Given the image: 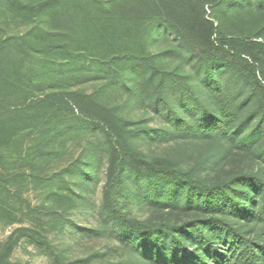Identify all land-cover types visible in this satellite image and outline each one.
Here are the masks:
<instances>
[{
  "label": "rangeland",
  "instance_id": "rangeland-1",
  "mask_svg": "<svg viewBox=\"0 0 264 264\" xmlns=\"http://www.w3.org/2000/svg\"><path fill=\"white\" fill-rule=\"evenodd\" d=\"M97 1L123 20L130 18L141 38L118 41L119 26L106 30L98 21L110 15L89 0H65L35 14L0 0V41H9L0 51V258L11 239L19 237L0 264H58V258L67 264H157L121 243L107 224L103 194L109 142L77 108L59 105L58 99L55 103L56 96H89L132 131L130 143L142 156L192 171L207 182L264 166V130L248 147L240 145L256 124V104L247 99L250 90L234 70L216 69L224 86L220 93L206 62L175 32L178 20L153 19L139 0ZM190 1L228 35L264 41V0H243V5L236 0ZM33 44L51 50L38 52L39 60L23 50ZM131 52L151 57L162 70L188 76L219 116L232 113L223 131L175 130L173 116L154 105L155 84L147 83V68L123 59ZM176 100H170L174 107ZM177 110L187 123L197 124L196 109ZM215 154L219 158L213 161ZM124 184L125 208L132 217L168 218L142 196L143 184L132 182L130 175ZM185 218L179 212L172 217Z\"/></svg>",
  "mask_w": 264,
  "mask_h": 264
},
{
  "label": "trees",
  "instance_id": "trees-1",
  "mask_svg": "<svg viewBox=\"0 0 264 264\" xmlns=\"http://www.w3.org/2000/svg\"><path fill=\"white\" fill-rule=\"evenodd\" d=\"M63 1L46 0L26 5L11 0V5L17 10L35 14L55 8ZM139 1L153 19H169V23L171 18L178 20L179 27L175 32L206 62L207 74L220 93H223L224 86L217 79L218 68L234 70L240 78L239 82L249 88L251 96L247 99L255 100L253 115L256 124L240 140V145L243 148L251 145L264 130V41L228 35L221 26L204 19L190 0ZM206 1L223 3V0ZM236 2L238 5L244 4L243 0ZM89 3L100 6L105 14L110 15L104 20L106 23L98 21L106 30L119 26L116 35L118 41L127 44L141 38L140 28L134 23L130 24V18L123 20L103 2L89 0ZM8 43V40L0 41V51ZM44 48L45 51L51 50V47ZM44 48H37L33 44L32 48L23 50L40 60L42 57L38 58L36 54L43 52ZM123 59H131L147 68V83L155 84L154 105L173 116L175 130L210 135L222 132L227 126L232 113L219 116L208 103L209 96L199 93L188 76L162 70L155 66L151 57L138 52H131ZM173 96L177 98L176 107L170 104ZM56 100L59 105L77 108L93 128L103 132L109 142L103 209L107 224L121 243L129 244L134 251L141 250L143 256H149L157 264H264V166L219 182H207L192 171L181 170L164 160L142 156L130 143L132 131L113 116L111 109L100 106L89 96L70 92L61 98L56 96L55 103ZM178 108L196 109L197 124L187 123L184 116L178 115ZM218 155L213 156V161L219 158ZM262 158L264 162V155ZM127 175H130L132 182L143 184L142 196L154 209L168 213V218L158 222L141 221L130 215L124 203V179ZM0 177L3 178L1 174ZM10 177L13 181L14 176ZM176 212L186 218L173 220ZM18 240L19 237L11 239L0 263ZM58 264L67 263L58 258Z\"/></svg>",
  "mask_w": 264,
  "mask_h": 264
}]
</instances>
